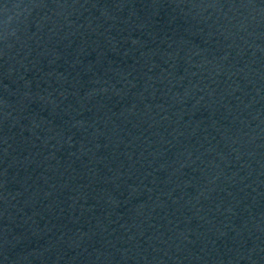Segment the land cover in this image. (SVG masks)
<instances>
[{
	"label": "water",
	"instance_id": "obj_1",
	"mask_svg": "<svg viewBox=\"0 0 264 264\" xmlns=\"http://www.w3.org/2000/svg\"><path fill=\"white\" fill-rule=\"evenodd\" d=\"M0 264H264V0H0Z\"/></svg>",
	"mask_w": 264,
	"mask_h": 264
}]
</instances>
